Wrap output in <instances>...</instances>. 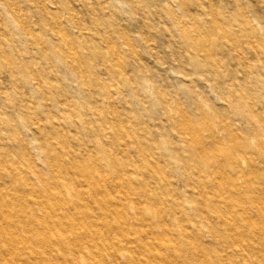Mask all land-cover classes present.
Returning a JSON list of instances; mask_svg holds the SVG:
<instances>
[{
  "label": "rangeland",
  "instance_id": "obj_1",
  "mask_svg": "<svg viewBox=\"0 0 264 264\" xmlns=\"http://www.w3.org/2000/svg\"><path fill=\"white\" fill-rule=\"evenodd\" d=\"M53 124L77 150L101 138L157 165L171 186L148 184L187 218L203 207L221 233L237 228V246L259 238L264 0H0V149L19 137L46 168L44 144L63 140Z\"/></svg>",
  "mask_w": 264,
  "mask_h": 264
},
{
  "label": "bare ground",
  "instance_id": "obj_2",
  "mask_svg": "<svg viewBox=\"0 0 264 264\" xmlns=\"http://www.w3.org/2000/svg\"><path fill=\"white\" fill-rule=\"evenodd\" d=\"M69 45L61 55L73 59V71L84 73L83 60ZM53 127L63 140L44 144L46 168L19 137L0 149V264H264V230L237 246V228L221 233L203 207L187 218L148 184L146 176L158 187L171 186L157 165L145 168L126 159L128 150L101 138L93 149L77 137V150L70 134ZM135 170L142 176L135 178ZM209 204L219 209L215 200ZM198 220L218 250L205 244ZM226 239L232 250L224 249Z\"/></svg>",
  "mask_w": 264,
  "mask_h": 264
}]
</instances>
